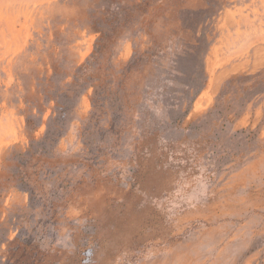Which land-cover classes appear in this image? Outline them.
<instances>
[{
    "label": "rangeland",
    "instance_id": "1",
    "mask_svg": "<svg viewBox=\"0 0 264 264\" xmlns=\"http://www.w3.org/2000/svg\"><path fill=\"white\" fill-rule=\"evenodd\" d=\"M0 264H264V0H0Z\"/></svg>",
    "mask_w": 264,
    "mask_h": 264
},
{
    "label": "trees",
    "instance_id": "2",
    "mask_svg": "<svg viewBox=\"0 0 264 264\" xmlns=\"http://www.w3.org/2000/svg\"><path fill=\"white\" fill-rule=\"evenodd\" d=\"M207 19H208V16H205V14H203L202 9L189 8L185 11V17H184L183 21L186 24H184L185 25L184 28H186L188 26H193V25L200 26L201 24H204V22H206ZM193 85H194V83L191 82V84L189 85V88H192ZM55 100H56V98H55ZM56 102H57V106H59L58 100H56ZM59 108H60V106H59ZM60 111H62V109H59V112ZM30 121H31L30 117H27V125L28 126H30Z\"/></svg>",
    "mask_w": 264,
    "mask_h": 264
}]
</instances>
